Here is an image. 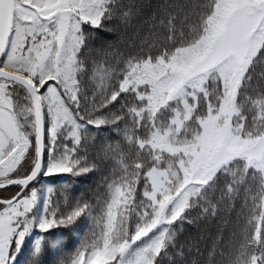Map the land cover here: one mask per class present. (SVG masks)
<instances>
[{"label": "snow or ice", "instance_id": "6c2138e0", "mask_svg": "<svg viewBox=\"0 0 264 264\" xmlns=\"http://www.w3.org/2000/svg\"><path fill=\"white\" fill-rule=\"evenodd\" d=\"M0 264H264V0H0Z\"/></svg>", "mask_w": 264, "mask_h": 264}]
</instances>
